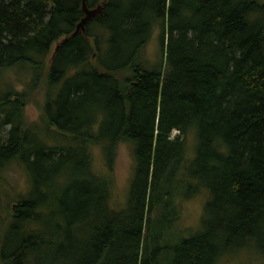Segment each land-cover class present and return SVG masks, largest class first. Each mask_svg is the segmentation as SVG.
<instances>
[{"label": "trees", "instance_id": "1", "mask_svg": "<svg viewBox=\"0 0 264 264\" xmlns=\"http://www.w3.org/2000/svg\"><path fill=\"white\" fill-rule=\"evenodd\" d=\"M82 1L0 0V180L12 163L28 179L0 194V264H264V0H85L102 13L74 33ZM200 193L182 228L180 202Z\"/></svg>", "mask_w": 264, "mask_h": 264}, {"label": "rangeland", "instance_id": "2", "mask_svg": "<svg viewBox=\"0 0 264 264\" xmlns=\"http://www.w3.org/2000/svg\"><path fill=\"white\" fill-rule=\"evenodd\" d=\"M161 56V45H160V29L156 27L153 30L151 38L145 45L142 53L141 59L144 64L148 67L158 63ZM39 109L35 104L29 103L25 107V114L29 121L37 120L39 117ZM176 131H173V134ZM94 165L99 171H102L103 159L100 149L94 147ZM132 167L133 159L131 154V146L129 143L121 142L116 149V155L113 161L112 170H110V178L112 180V196L117 205H120L124 201L126 192L128 190L130 180L132 177ZM183 174L181 175V177ZM28 187V179L22 168L16 163L8 165L1 175L0 180V194L2 195L3 203L9 204V194L10 193H25ZM5 192V193H4ZM187 192L185 188L182 187L178 190L176 197L178 200L186 199ZM0 195V197H1ZM205 200V195L200 193L194 195L187 200H182L181 205V227L182 228H196L199 223V218L202 213L203 201ZM264 260V257H262ZM236 262L248 263L252 262L257 264L256 256L250 255L247 252L244 254H239L236 256H226L220 259L219 264H236Z\"/></svg>", "mask_w": 264, "mask_h": 264}, {"label": "water", "instance_id": "3", "mask_svg": "<svg viewBox=\"0 0 264 264\" xmlns=\"http://www.w3.org/2000/svg\"><path fill=\"white\" fill-rule=\"evenodd\" d=\"M82 11L84 15L77 23L74 33L79 30L84 31V25L90 21L93 17L98 16L102 13V4H97L95 7H88L85 3V0L82 1Z\"/></svg>", "mask_w": 264, "mask_h": 264}]
</instances>
